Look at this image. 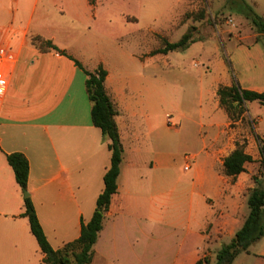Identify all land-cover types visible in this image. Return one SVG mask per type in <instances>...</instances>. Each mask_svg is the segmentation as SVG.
<instances>
[{
    "label": "crops",
    "instance_id": "1",
    "mask_svg": "<svg viewBox=\"0 0 264 264\" xmlns=\"http://www.w3.org/2000/svg\"><path fill=\"white\" fill-rule=\"evenodd\" d=\"M186 1L172 2L181 7L180 16ZM106 2L0 0V47L15 57L4 67L6 89L0 95V264H45L29 219L23 217L26 196L8 155L22 153L29 160L28 193L55 250L78 240L83 224L91 221L111 165L109 141L93 125L86 89L85 70L95 72L100 66L108 71L106 89L118 110L124 156L118 193L106 213L92 264L144 262L149 246L168 237L166 229L181 231L184 238L175 251L159 249L154 256L158 264H196L204 257L213 261L216 246L234 239L244 225L247 193L256 188L254 173L246 170L236 178L225 174V159L238 148V131L231 127L218 96L221 85L233 83L218 79L212 106L181 113L178 128L165 132L158 120L162 103L158 84L151 81L149 86L139 77L117 74L95 57L94 28L106 16ZM60 18L84 29L76 32ZM36 36L52 41L66 54L42 52L31 42ZM147 36L148 32L145 44ZM163 57L168 56L150 58V67H159ZM213 65L221 74L223 63ZM258 106L261 113L264 105ZM256 118L257 134L264 139V117ZM165 137L172 147L164 145ZM174 143L191 150L186 155L195 158L188 180L174 172ZM249 144L245 152L255 162L258 153L253 149L260 147V138L249 137ZM186 163L185 156L184 169ZM259 256L264 258V251Z\"/></svg>",
    "mask_w": 264,
    "mask_h": 264
},
{
    "label": "rangeland",
    "instance_id": "2",
    "mask_svg": "<svg viewBox=\"0 0 264 264\" xmlns=\"http://www.w3.org/2000/svg\"><path fill=\"white\" fill-rule=\"evenodd\" d=\"M173 1L107 0L103 8L106 16L94 28L97 31L95 57L115 68L117 74L139 77L147 85L151 81L158 84L162 102L158 108V120H162L165 132L178 128L181 113L200 112L211 107L215 102L218 79L224 83H238L244 89L264 90V44L257 42L258 33L243 13L250 7L264 18V0H238L235 7L231 6L230 0H188L182 16L181 7L173 6ZM60 19L63 25L76 32L84 29L67 18ZM230 20L233 22L229 23ZM189 29H195V37L207 42L199 43L186 52L170 53L159 62V67L151 68L149 59L154 56L153 52L163 48L167 42H179ZM147 32L145 44L143 36ZM215 62L223 63L221 74L213 65ZM258 105L257 102L248 103L230 113L221 107L228 113L231 127L238 131V148L246 151L250 149L249 137L260 138V147L252 148L258 153L257 159L248 165L247 171L254 173V181H260L255 182L256 187L264 188V139L257 134L259 118H256L258 114L264 117V106L260 113ZM168 115L177 122L176 127L168 123ZM163 143L173 146L167 137ZM174 145V172L182 180H188L192 172L185 171L184 159L192 151L177 143ZM245 212L247 216L250 213L248 203H245ZM165 233L167 238L158 245L149 246L146 261H133L132 264H158L154 256L159 249L175 251L184 238L182 232L166 229ZM232 240L226 238L223 243L228 245ZM222 247L216 246V250ZM262 251L264 240L252 248L251 254L242 253L234 264H264V258L259 256ZM215 258L214 255L212 263Z\"/></svg>",
    "mask_w": 264,
    "mask_h": 264
},
{
    "label": "trees",
    "instance_id": "3",
    "mask_svg": "<svg viewBox=\"0 0 264 264\" xmlns=\"http://www.w3.org/2000/svg\"><path fill=\"white\" fill-rule=\"evenodd\" d=\"M230 2L231 6L235 7L238 0H230ZM243 13L258 33L257 42L264 44V18L257 15L250 7H247ZM203 17L204 15L201 19ZM194 31L195 29H189L179 42H167L163 48L154 51L153 55L186 52L193 44L203 41V39L195 37ZM31 42L42 52L57 51L66 54L52 41L41 36L33 37ZM76 64L84 69L78 61H76ZM85 73L87 75L86 89L92 103L93 125L101 129L104 139L109 141L111 165L105 174V188L97 200V207L91 221L88 224H83L81 236L78 240L65 244L59 250H55L50 244L31 197L25 199L23 217L29 219L31 231L45 256L43 260L45 264H92L95 257V245L103 230L106 213L111 207L113 197L118 193V179L121 174L124 148L116 121L118 110L106 89L108 71L100 66L95 72L85 70ZM218 96L220 97L221 106L229 113L239 107L246 106L248 103L258 102L264 105V93L243 89L238 83H234L231 87H221ZM262 153L264 155V145L262 146ZM7 160L14 170L18 185L24 193L28 192L29 160L22 153L8 155ZM253 162V157L239 147L225 159V174L236 178L246 172L247 164ZM255 182L260 183L257 179H255ZM247 196L250 213L232 242L224 245L217 252L215 263H212L209 257H204L196 264H234L242 253L251 254V248L264 238V188L258 186L250 190Z\"/></svg>",
    "mask_w": 264,
    "mask_h": 264
},
{
    "label": "built area",
    "instance_id": "4",
    "mask_svg": "<svg viewBox=\"0 0 264 264\" xmlns=\"http://www.w3.org/2000/svg\"><path fill=\"white\" fill-rule=\"evenodd\" d=\"M233 21L230 20L229 23H232ZM15 60L14 54L5 47H0V95H3L5 93L6 89V72L4 67L6 65L13 63ZM168 123L176 127L177 123L173 121L172 117H169ZM195 158L192 155H186V166L185 171H190L192 162Z\"/></svg>",
    "mask_w": 264,
    "mask_h": 264
},
{
    "label": "water",
    "instance_id": "5",
    "mask_svg": "<svg viewBox=\"0 0 264 264\" xmlns=\"http://www.w3.org/2000/svg\"><path fill=\"white\" fill-rule=\"evenodd\" d=\"M25 196H26V198H27V197H29V193H28V192H26V193H25Z\"/></svg>",
    "mask_w": 264,
    "mask_h": 264
}]
</instances>
